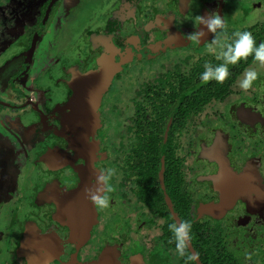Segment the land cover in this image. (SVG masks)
<instances>
[{"label":"flooded vegetation","instance_id":"flooded-vegetation-1","mask_svg":"<svg viewBox=\"0 0 264 264\" xmlns=\"http://www.w3.org/2000/svg\"><path fill=\"white\" fill-rule=\"evenodd\" d=\"M226 6L227 0H0V264H33L49 256L45 264H185L175 254L169 231V224L185 220L192 223L190 246L198 253L197 234L214 244L213 250L228 254L229 240L244 250L250 238H257L259 232L252 235L250 227L264 228V196L254 179L259 174L264 189V101L250 99V89L236 84L228 98L206 103L198 114L194 108L188 113L167 106L158 135L164 143L169 140L168 148L157 156L158 167L155 160L148 164L146 151L139 156L132 143L138 130L134 105L145 99L150 85L175 81L174 75L202 56L214 34L198 25V17L215 12L225 29ZM252 8L260 13L248 25L260 31L264 1L251 0L241 11L251 14ZM82 17L88 18L85 25ZM201 30L205 35L199 42L189 38ZM233 31L226 30V42ZM197 49L201 53H194ZM252 64L258 65L245 66L236 83ZM101 68L118 69L97 99L99 80L92 74ZM122 75L126 85L120 83ZM95 105L99 126L86 131L80 151L73 143V124L80 108ZM17 146L25 154L20 161ZM91 151L92 166L85 167L83 157ZM43 153H51L50 165L41 160ZM222 157L231 176L220 170ZM104 170L114 175L109 205L102 209L87 193ZM243 172L253 181L243 182L247 192L240 194L234 177ZM222 175L231 195H222L220 181L213 182ZM77 188L81 198H73L77 204L69 207L64 195ZM230 198V207L221 211L218 206ZM81 201L92 204L94 219L87 233L77 230L83 239L73 240L68 222L82 210ZM225 219L243 228L224 233L217 224ZM57 245L61 250L55 251Z\"/></svg>","mask_w":264,"mask_h":264},{"label":"trees","instance_id":"trees-1","mask_svg":"<svg viewBox=\"0 0 264 264\" xmlns=\"http://www.w3.org/2000/svg\"><path fill=\"white\" fill-rule=\"evenodd\" d=\"M238 31H248L252 34L254 40L257 43L264 42L263 27L260 31H256L254 28H252L251 25H243L239 27L238 30L233 31V33ZM233 33L230 35H226L228 42L225 41V43L222 45L231 43L234 38ZM221 50L222 47H220V49L216 51H206L204 54H202V56L200 55L194 63L191 62V65L186 72L184 70L185 73L176 74L173 76L175 81L170 80V82L165 84L157 83L158 88L152 87L150 85L149 92L146 95H143L145 99L139 100L138 104L134 105V113L136 114L135 117H137V119L134 121L133 125L138 130L136 132V138L134 141H132V143L134 144L135 150L139 152V156H141V152L146 151L147 159H149V165H151L153 163L152 161L155 160V166L158 167L159 159L157 156L162 151H167L168 148L169 140L165 141L164 143L162 142L163 137H160L158 135V132H162L163 126H165L166 124V119L169 114L167 106L170 107L172 106V104H174V106L178 105L181 106L182 110L184 109V111L188 113L189 111L186 109H189V107L191 109L194 108L193 110H195V112L198 114L203 110L206 103L209 102L211 104L214 102L223 101L233 93L234 86L237 82H235V80L240 75V72L244 69L245 66L247 67L253 61V58L250 55L247 60L240 61L236 65H229L230 75L223 83H217L215 81L202 83L199 77L200 74L204 71V64L210 63L213 66H217L218 64L222 63V61H218L215 59L216 55H218ZM172 71L182 72V69L175 68ZM165 88H168V90H165ZM138 99H140V97ZM187 102L188 105H185ZM164 107L167 110L164 109ZM182 116H185V114ZM180 125L181 128L185 127V124L183 122ZM126 127H122L123 131L121 135L123 138H125L126 135L125 129L127 130V132L129 130V127ZM256 239L258 241L253 240L252 238L249 239L250 241H256L254 246L252 244V246L256 249L250 248V241L248 242V244H246L247 249H249L250 252V254H247V264L249 262L253 264H264V239L262 240L259 236ZM203 241L204 238L197 234V243L195 245V248L197 249L199 247L202 251V253L199 252V257L202 259V263L240 264L231 256V254H228L225 250L215 251L212 249V246H215L214 244L209 246L206 244V242L204 243Z\"/></svg>","mask_w":264,"mask_h":264},{"label":"clouds","instance_id":"clouds-1","mask_svg":"<svg viewBox=\"0 0 264 264\" xmlns=\"http://www.w3.org/2000/svg\"><path fill=\"white\" fill-rule=\"evenodd\" d=\"M198 25L206 28L208 33L214 34V38L211 40L212 45L220 43L224 23L218 14L210 12L207 17L199 16ZM204 35L205 33L202 30L194 31L189 34V38L199 42ZM233 37L231 43L221 46V52L215 57L216 60L222 61V63L217 66L210 63L204 64V71L199 77L202 83H208L209 81L223 83L230 75L229 65H236L240 61L247 60L250 55L255 63L264 67V42L257 43L248 31L234 32ZM257 78L258 73L255 70H246L238 82V87L243 91H247ZM113 175L112 170L98 172L95 189L87 193L94 206L102 209L108 207L109 197L107 194L113 191V186L110 183ZM169 231L172 233L170 243L174 244L175 254L178 257L185 258V264H195L199 260V253L194 250L188 251L192 240V223L187 220L171 223L169 224Z\"/></svg>","mask_w":264,"mask_h":264},{"label":"water","instance_id":"water-1","mask_svg":"<svg viewBox=\"0 0 264 264\" xmlns=\"http://www.w3.org/2000/svg\"><path fill=\"white\" fill-rule=\"evenodd\" d=\"M117 69L118 68H115V69L114 68H109V69H107V68H103L102 69L101 68L99 71H96V72H94L92 74V75H94L93 78H95V80H99V82H97L94 85L95 89H96L95 98L98 99L101 96L102 92L107 88L109 80L111 79L112 75L114 74L115 70H117ZM75 86H77V84ZM76 92H77V95H78L79 91H76ZM78 101L81 102V99H78ZM96 107H97V105H95V107L91 108L90 110H88L87 108H84V107L80 108L79 109V115H78V120L79 121H77V123L73 124L74 130H75L74 133L76 134L75 138L73 139V143L75 144V147L78 146V145L80 146V151H83L82 144L85 145V142L87 141L86 140V138H87V134H86L87 132L86 131H89V130L93 131L94 128H97L99 126V118H98V113L96 111ZM87 120H89V121H87ZM51 153L50 154L49 153H46V154L43 153L41 155V157H42L41 160L44 163L45 162L49 163V160L47 159V157H51ZM91 154H92V151L86 153V157H83L85 159V161H86L85 167L86 166H92V162H91V158H90L91 156H89ZM54 155H56V154H54ZM80 155H81V153H80ZM201 155H202V157H205V158L208 157L205 150H202ZM219 162L221 164L220 170L223 171V175H225L224 177L231 176L232 172H231V169H230V167L228 165L227 159L225 157H222L219 160ZM49 165H50V163H49ZM223 175H222V178H220V176L217 177L216 179L212 178L213 182L215 184L219 185V181H220V185H219L220 187L218 186L219 188H217V190L220 191L222 195H224L225 193H226L225 195H227V194L231 195V193L233 191L230 188L226 187V185L224 184V182H226V181L224 180ZM256 176L257 177H255L254 179L256 181H259V186H257V188L258 187L260 188V194H261V196H264V189H263V187L261 185V178H260L259 174L256 175ZM230 178L232 179V177H230ZM234 181H235L234 184L237 183L239 185L240 194H245L247 192V190L243 189V185H244L243 182H251V181H253V177H252V175L249 176L248 173L244 174V172H243V173L237 174V176L234 177ZM224 185H225V188H223ZM81 191H82V189H80V188L78 189L77 188L76 190H74L72 192H69L68 196H67V194L64 195V199L67 202L69 207L72 205V203L73 204L74 203L77 204V202H74V200H72V199L73 198H77L78 195L81 198V196H80ZM223 192H224V194H223ZM240 194L238 196H240L242 198L243 196L240 195ZM42 196H43V193L39 195L40 198H42ZM55 196H56V193H55ZM226 197H228V196H226ZM231 201H232L231 198H230V201L228 199H226V201H224V204H221L220 206H218V208H221L220 209L221 211L227 210L230 207V205H231ZM80 205L82 207V210H78V214L76 216V219L75 220L70 219L71 221L68 222V225L72 226V236L71 237H72L73 240L83 239L84 236L78 234L77 230H82L83 229L84 231L86 230V233H87V231L89 230L91 224L93 223V222H90V220L94 219V210L92 208V204H86V203L83 204V202H82V204L80 203ZM66 210L67 209L64 208V219L66 217L69 219V216H67ZM207 211H209V208H207ZM59 214H60V216L62 215L61 208L59 209ZM83 220H84V222H83ZM28 237H27V241H28ZM189 249H190V251H193L191 246H189ZM59 250H61V246L57 245L55 251H59ZM50 260H51L50 256L48 257V259H47V257H42L40 262H38V263L35 262L33 264H43V263L45 264V263L49 262ZM74 262L76 264H81L77 260H75ZM196 263L197 264H201L200 260L196 261ZM101 264H105V261H101Z\"/></svg>","mask_w":264,"mask_h":264},{"label":"rangeland","instance_id":"rangeland-1","mask_svg":"<svg viewBox=\"0 0 264 264\" xmlns=\"http://www.w3.org/2000/svg\"><path fill=\"white\" fill-rule=\"evenodd\" d=\"M250 1L251 0H241V1L240 0H232V2H231V1H228L227 0V6L225 8V10H226L225 15H226V18H227V21L228 22H227V26L225 27V29H223L222 37L220 36V43L218 45H212V44H210V47L208 46L206 49H204V51L202 52V54H204L208 49L211 52L220 49V47L222 46V44L225 43V39H224L225 37H223V35L225 34L226 30H228V31L229 30L230 31L231 30H234L235 31V30H238L239 27H241L243 25L246 26L249 23H252V21L254 20V18L257 17V15H259V13H260V12H258V9L257 8L256 9L255 8H252V13L251 14H246V13L243 14L242 11H241V9H247V8L250 7ZM262 1H264V0H262ZM87 20H88V18L82 17L80 19V23H83L85 25V23H86ZM227 34L230 35L229 32ZM13 43H14V41L11 42V45H13ZM14 45H15V43H14ZM202 49L203 48H201V51H202ZM197 52H200V51L198 49L196 51H194V53L198 54ZM249 69L255 70L258 73V78L252 83L251 88H249L250 89L249 94L251 96L250 99L256 100V102L258 101L260 103H263V101H264V99H263L264 98V85H263L264 84V67H261V66H259L257 64H252L248 68V70ZM124 76L125 75H122V77H120V83L122 85H124L125 82H126V78ZM236 84H238V83H236ZM53 87L55 88L56 86H53ZM1 94H2V92L0 91V95ZM243 98H244V96L240 97L239 99H243ZM250 99H248V100H250ZM108 100H109V98H108ZM247 104H249V101H248ZM104 112L106 113L105 118L108 119L109 121H111V119H110L111 117L109 118L108 117V114H107L108 113V110H105ZM224 114H226V111L224 112ZM228 115L229 114L227 113L226 116H228ZM8 116L11 117V119H12V114L11 113H9ZM227 120H232V118H229V116H228V119ZM216 125L220 126L224 130L227 129L223 122L218 121V123H216ZM106 129L108 130V127ZM241 132H242L241 134H243V129L241 130ZM261 141H263V139H261ZM106 142L108 143V137L106 138ZM262 144L264 145V142H262ZM15 148L17 149L16 158H17L18 161H20V160L23 159V156H25V154L22 151H20L22 148H18V146L15 147ZM259 153H260V151H259ZM245 154H247V152H245ZM243 155H244V153H243ZM259 155H262V153L259 154ZM237 156H240V154L238 153ZM263 162H264V160H263ZM263 168H264V166L262 167V169ZM24 171H25V173H28L26 169ZM30 177H31V179H33V176H30ZM217 226L219 228H221L224 233L231 232V230H233V229L234 230L238 229V231H239V228H240V230H241V228H243V227H240L241 226L240 224L239 225H236V226L230 225L228 223V219H225L221 223L217 224ZM250 228L252 230V232H251L252 235H254V233L256 231V232H259V235H260V238L261 239L264 237V235H263L264 234V230H263L264 228L262 226H259V227L251 226ZM261 229H262V231H261ZM259 235H258V233H256V235L254 237H258ZM239 239L240 240H245V237L243 238V237H241V235H239ZM255 240L258 241L257 239H255ZM256 241H250L251 245H249V246H250L251 249L255 248L253 246L256 243ZM261 242H263V241H261ZM252 244H253V246H252ZM227 249H228L229 253L231 254V256H234L235 260L239 261L240 264H247L246 263V260L248 259L247 254L248 253L250 254L249 249H247V245L244 247V250H243L242 248H239L238 246L236 247L233 244H231L230 243V240H229ZM248 264H253V263L249 262Z\"/></svg>","mask_w":264,"mask_h":264}]
</instances>
